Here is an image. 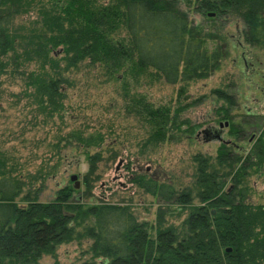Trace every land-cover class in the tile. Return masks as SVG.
<instances>
[{
	"label": "trees",
	"instance_id": "trees-1",
	"mask_svg": "<svg viewBox=\"0 0 264 264\" xmlns=\"http://www.w3.org/2000/svg\"><path fill=\"white\" fill-rule=\"evenodd\" d=\"M182 1L214 23L240 19L245 43L264 47V0H0V76L21 78L22 95L46 121L55 115L64 121L62 84H73L64 73L83 62L100 69L105 80L119 73L136 81L144 74L167 84L206 78L219 68L225 52L209 49L215 25L208 31L194 24ZM31 11L36 12L32 21L27 20ZM21 17L24 21L18 23ZM32 63L36 70H26ZM214 93L235 105L227 93ZM123 98L126 108L147 125L144 145L165 141L171 125L178 129L181 108L172 115L169 106L156 107L141 95L126 92ZM217 111L222 120L228 119L227 107ZM240 132L231 127L229 133L242 139ZM57 140L53 148L74 144L88 155L90 148L103 146L105 138L100 131L87 133L85 127ZM229 145L232 149L222 145L215 158L193 156L192 186L176 188L145 173H132L131 183L138 190L163 205L176 204L178 214L187 210L182 224L169 225L167 211L160 207L154 237L128 205L101 201L85 207L71 199L69 185L47 202L38 201L37 192L22 195L24 182L12 174L14 168L0 150V264H38L44 255L55 257L60 244L83 239L91 240V257L82 264H264V204L247 202L246 184L251 173L263 175L264 125L250 146ZM100 160V152L87 156V185ZM50 168L43 178L55 173L57 164ZM228 179L232 184L226 189Z\"/></svg>",
	"mask_w": 264,
	"mask_h": 264
},
{
	"label": "rangeland",
	"instance_id": "rangeland-1",
	"mask_svg": "<svg viewBox=\"0 0 264 264\" xmlns=\"http://www.w3.org/2000/svg\"><path fill=\"white\" fill-rule=\"evenodd\" d=\"M180 6L188 11L194 24L203 25L208 31L215 27L214 34L208 39V47H221L225 52L219 68L206 78L188 84H167L144 74L136 81L119 76V73L118 79L105 80L100 69L83 62L79 69L64 73V77L73 82L71 86L62 84L66 92L64 121L58 115L46 121L43 115L34 111L29 98L22 95L21 78H12L9 74L0 76V150L7 154L8 167L14 168L12 174L24 182L22 195L37 192V200L47 202L55 199L59 189L69 185L73 189L71 199L85 207L101 201L128 205L139 222L148 223L147 229L154 237L160 207L167 211L164 218L169 225L182 224L187 210L178 214L174 209L176 204L163 205L158 198L138 190L129 180L126 168L129 164L135 172L154 176L159 182L173 183L176 188H185L192 186L194 181V155L215 158L222 145L232 149L229 145L232 142L241 146L252 144L264 125V98L259 95V86L264 84V47L245 43L244 25L238 18L219 19L214 23L193 12L184 1ZM35 17L36 12L31 11L27 20L32 21ZM21 19L24 21V17L16 20L23 22ZM211 23L215 26L209 27ZM36 68L37 65L32 63L25 69ZM216 90L231 96L235 105L230 106L216 96ZM126 92L141 95L156 107L169 106L172 115L181 108L178 129L171 125L165 141L144 145L148 137L147 125L134 111L126 108L123 98ZM224 106L229 113L228 119H223L229 121L224 140L229 144L196 139L198 130L217 125L221 120L217 109ZM85 127L87 133L100 131L105 138L103 146L89 149L88 155L100 152L101 160L90 174L88 185L84 182V175L89 173L88 155L74 144L63 147L60 143V148L52 147L58 141L57 136ZM231 127L242 131L239 133L243 134L242 139L229 133ZM234 149L240 151L238 147ZM134 158L138 159L135 161ZM56 164V172L43 178L42 175ZM260 172L247 176L246 184L250 189L247 202L251 204H264V171L263 175ZM70 174L78 175L79 188H74ZM33 175L39 177L32 180ZM231 184L228 179L225 188ZM17 201L25 204L20 197ZM194 201L197 203L196 199ZM90 243V239L62 243L56 249L55 257L44 255L38 264L87 262L91 257Z\"/></svg>",
	"mask_w": 264,
	"mask_h": 264
},
{
	"label": "water",
	"instance_id": "water-1",
	"mask_svg": "<svg viewBox=\"0 0 264 264\" xmlns=\"http://www.w3.org/2000/svg\"><path fill=\"white\" fill-rule=\"evenodd\" d=\"M208 15L213 16L214 13L209 12ZM263 94H264V92H263ZM228 126H229V121L223 120L220 123H218L217 126L216 125H208L207 127L198 130L195 137H196V139L202 140L203 142L217 141L220 143H228L229 144L228 140L227 141L224 140L225 128H227ZM70 181L74 182V188L75 189L79 188L80 181L78 180L77 174H70ZM211 212L214 214L215 210L212 209ZM226 250L230 251L231 248L227 247Z\"/></svg>",
	"mask_w": 264,
	"mask_h": 264
},
{
	"label": "flooded vegetation",
	"instance_id": "flooded-vegetation-1",
	"mask_svg": "<svg viewBox=\"0 0 264 264\" xmlns=\"http://www.w3.org/2000/svg\"><path fill=\"white\" fill-rule=\"evenodd\" d=\"M260 76H262L261 74H260ZM262 78H263V81H264V76H262ZM263 92H264V84H263V86H259V95H260V97H263L264 98V94H263ZM222 121V119L221 120H219L218 122H217V125H218V123H220ZM214 125H216V124H214ZM216 125V126H217ZM229 127V126H228ZM225 128V127H224ZM226 129L227 128H225V131H226ZM224 134H225V132H224ZM135 159H138V158H134V160ZM136 161V160H135ZM127 170H128V175H129V180H130V182H131V179H132V177H133V175H132V173L133 172H135L134 171V169H133V166L132 165H128L127 167ZM152 178L153 179H157L156 177H154V176H152Z\"/></svg>",
	"mask_w": 264,
	"mask_h": 264
}]
</instances>
